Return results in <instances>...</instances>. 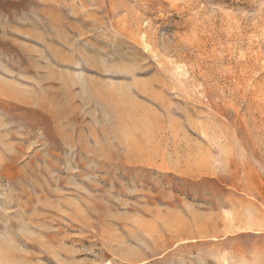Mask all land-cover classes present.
<instances>
[{
    "label": "rangeland",
    "instance_id": "1",
    "mask_svg": "<svg viewBox=\"0 0 264 264\" xmlns=\"http://www.w3.org/2000/svg\"><path fill=\"white\" fill-rule=\"evenodd\" d=\"M0 264H264V0H0Z\"/></svg>",
    "mask_w": 264,
    "mask_h": 264
}]
</instances>
